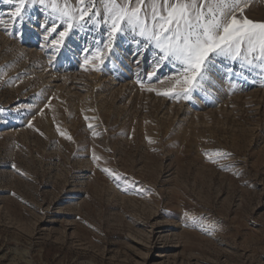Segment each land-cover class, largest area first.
I'll return each mask as SVG.
<instances>
[{
    "label": "rangeland",
    "instance_id": "1",
    "mask_svg": "<svg viewBox=\"0 0 264 264\" xmlns=\"http://www.w3.org/2000/svg\"><path fill=\"white\" fill-rule=\"evenodd\" d=\"M14 9L0 0V264H264V75L221 65L166 96L177 67L154 47L120 35L84 65L103 28L53 45L50 9ZM243 15L264 22V0Z\"/></svg>",
    "mask_w": 264,
    "mask_h": 264
},
{
    "label": "snow or ice",
    "instance_id": "2",
    "mask_svg": "<svg viewBox=\"0 0 264 264\" xmlns=\"http://www.w3.org/2000/svg\"><path fill=\"white\" fill-rule=\"evenodd\" d=\"M14 3L10 18L13 23L23 21L28 0ZM31 3L50 9L48 16L54 19L44 25L47 34L63 28L53 45H62L70 32L85 25L90 30L104 29L102 38L94 41L99 46L94 51L83 50L84 65L90 60L102 64L112 54L120 35L130 34L137 46L154 47L157 69L169 61L177 67L175 77L168 78L175 83L163 93L166 96L183 95L190 99L210 79L209 73L221 65L230 77L256 70L264 75V22L243 15L248 0H75V3L64 0L63 4L59 0H31ZM56 20L62 23L57 24ZM54 51L59 52V47Z\"/></svg>",
    "mask_w": 264,
    "mask_h": 264
}]
</instances>
